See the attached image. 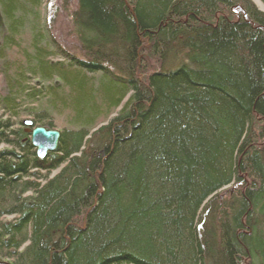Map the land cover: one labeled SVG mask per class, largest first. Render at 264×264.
Returning <instances> with one entry per match:
<instances>
[{
	"label": "trees",
	"instance_id": "obj_1",
	"mask_svg": "<svg viewBox=\"0 0 264 264\" xmlns=\"http://www.w3.org/2000/svg\"><path fill=\"white\" fill-rule=\"evenodd\" d=\"M44 1L0 0V262L264 264V11L77 0L75 52Z\"/></svg>",
	"mask_w": 264,
	"mask_h": 264
},
{
	"label": "rangeland",
	"instance_id": "obj_2",
	"mask_svg": "<svg viewBox=\"0 0 264 264\" xmlns=\"http://www.w3.org/2000/svg\"><path fill=\"white\" fill-rule=\"evenodd\" d=\"M257 7L264 11V3L261 0H252ZM77 6V0H45L43 4V8L41 9V19L45 22L47 28L50 30L52 37H54L58 44H61L64 47H67L71 51L78 52L77 50V43L75 41V38L72 34V13L75 10ZM29 40V35H26L23 37V44H27ZM16 57L20 56L18 54V51H13V55ZM15 57V58H16ZM22 57V56H20ZM1 64L2 59L0 58V95L6 94L5 91V82L3 80V77L1 75ZM119 109L116 111L118 112ZM2 112H0L1 114ZM116 114V113H115ZM31 118L30 116L24 117L22 119ZM53 120H55V124L57 127L64 128L65 125V118L59 117L58 115L52 116ZM32 119V118H31ZM22 121V120H21ZM59 170L52 173V175H55ZM226 189H230L226 188ZM13 219L12 216L2 217L0 218V221H10ZM8 260H4L6 262Z\"/></svg>",
	"mask_w": 264,
	"mask_h": 264
},
{
	"label": "water",
	"instance_id": "obj_3",
	"mask_svg": "<svg viewBox=\"0 0 264 264\" xmlns=\"http://www.w3.org/2000/svg\"><path fill=\"white\" fill-rule=\"evenodd\" d=\"M25 126L31 127V122H24ZM27 133H31L32 145L36 148L37 156L44 159L49 152L57 150L61 133L57 130L45 126H39L33 130L26 128ZM0 264H8L7 262H0Z\"/></svg>",
	"mask_w": 264,
	"mask_h": 264
},
{
	"label": "bare ground",
	"instance_id": "obj_4",
	"mask_svg": "<svg viewBox=\"0 0 264 264\" xmlns=\"http://www.w3.org/2000/svg\"><path fill=\"white\" fill-rule=\"evenodd\" d=\"M25 121H27V122H31V123H32V126H31V127L25 126V125H24V122H25ZM23 125H24V130H25L26 128H29V129L33 130L34 128L40 126V125H35L34 122H33V119H31V118H26V119H24V120H23ZM54 130H57V129H54ZM57 131H59V130H57ZM25 132H26V131H25ZM59 132H60V131H59ZM26 133H27V132H26ZM28 134H30V136H31V133H28ZM31 142H32V141H31ZM49 153H51V152H49ZM49 153H48V154H49ZM47 156H48V155H47ZM47 156H46V157H47Z\"/></svg>",
	"mask_w": 264,
	"mask_h": 264
}]
</instances>
